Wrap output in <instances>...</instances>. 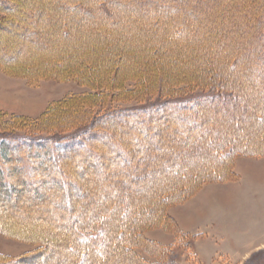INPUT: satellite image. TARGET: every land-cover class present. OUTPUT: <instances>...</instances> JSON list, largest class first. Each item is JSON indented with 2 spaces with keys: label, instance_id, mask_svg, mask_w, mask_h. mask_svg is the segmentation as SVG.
I'll return each mask as SVG.
<instances>
[{
  "label": "trees",
  "instance_id": "1",
  "mask_svg": "<svg viewBox=\"0 0 264 264\" xmlns=\"http://www.w3.org/2000/svg\"><path fill=\"white\" fill-rule=\"evenodd\" d=\"M58 1L64 4L66 8L70 7L71 10L65 13L63 24L56 25L55 29L50 27V31L43 32L44 29L41 27V31L46 33L43 34L46 39L45 41H38L37 33L33 32L26 35L23 23L16 20V16L22 11L20 4L16 0H0V33L2 36L0 39V48L2 49L0 50H8V47L11 49L10 42H8V33L10 32L17 33L21 29V32L18 33L25 36L26 40L38 42L41 47H46V41L52 42L57 37L62 38L63 41L70 39V27L74 23H76L75 29H81L85 26L84 23L80 24L77 21L76 17L78 15L91 16L93 23L99 25L101 16L95 17L90 13V10L104 12L107 3L111 2L113 8L117 11L123 7H131L134 12H138L136 14H142L139 9L136 10V4L145 2L144 0H135L134 3L131 0ZM151 1L154 5L153 9L145 8L144 13H147V11L149 13L150 9L154 12H160L162 15L168 12V7H165L164 2ZM175 12L178 11L175 10ZM117 13L119 14V12ZM117 13L111 19L113 22L117 19ZM190 13L196 16L192 10ZM56 16L60 15L57 14ZM55 19L58 20L59 17ZM55 19V23H58ZM175 20L174 24L183 22L187 26L190 19L182 17ZM7 22H10L13 26L9 30L6 25ZM116 22L118 21L116 20ZM183 24L176 27V35L185 36ZM98 27L100 35L96 37L98 40L102 38L107 50H112L118 45L122 46L121 36H113L114 33L112 30H108L110 28L107 26L101 27L99 25ZM111 27L113 29V26ZM78 31L80 32V30ZM79 32L78 34L81 33ZM98 33L94 32V34ZM124 35L129 37L128 33H124ZM154 35L160 40V46L163 48L165 42L169 40V35L166 32L161 34H155L154 32ZM256 38L257 41L261 39L258 47L254 44V48H248L249 53L245 52L244 54L247 58L253 55L252 60L254 59L256 65H252V68L256 69L257 72H255L260 77L261 75L264 76V34L261 38ZM179 47L177 45L179 52H183L184 57L185 51H182V48ZM155 48L158 50L157 47ZM92 50L89 55L94 57L90 58V61H87V57L84 58L85 60H78L72 56L73 53L68 54L67 52L66 54L62 52L59 58H64L62 60L65 63L62 64L60 58L59 62L47 63L44 69L48 72H56L54 75L58 79H60V76L69 80L72 78L78 80L87 78L88 81L94 82L91 86H96L97 89L101 90L105 88L108 91H114L119 87L120 93L124 94L122 92L125 89V94H131L137 105L107 109L103 106V103H99L101 107L96 110L95 102H98L96 97L105 101L106 96L104 94L99 95V93H96L95 96H84L85 99L89 98L87 106H83L81 102L83 98L77 94L53 105L45 113L43 119L35 123L36 126H34L33 131L22 134V132L15 129L9 130V124H3V127L0 126V178L2 179V183H0L2 184L0 185V200L11 193L18 192V190L22 191L28 184L35 185V190H38L39 185H37V182H39L45 186L46 191L44 193L54 200L60 195H66L68 199H66L63 206L68 207L70 212H74L76 206L79 205L78 200L86 198V192L83 190L79 179H89L90 177L87 178L86 176L84 178L83 175L88 170H92L98 178L100 176L108 178L105 190L110 197L118 199V201L108 200V203L102 202L105 205L101 210H104L105 213L103 211V216L99 222H92L91 224L83 223V221L80 224L75 222L73 230L70 229L73 236L77 237L79 241L77 246L72 243L70 245V250L78 258L76 264H95L97 260H106L107 257L116 256L118 253L121 255V251L124 258L126 257L124 259V261H127L125 264H181L179 261L180 255L185 252L191 254L194 250V242L200 235H193L182 230L177 220L169 214L168 208L183 203L206 183L239 179V174L235 170L237 157L264 156V146L254 148L255 142L248 137L249 132L253 130L252 122L255 129L258 128L264 134V90H258L257 95L250 98L249 109L246 113L245 104L238 101V97H242L243 86L237 78L227 76L231 67L236 68L233 62H229V59H208L207 66L205 64L197 66L198 59H195L193 62L195 68L180 69L177 73H173L171 69H166L170 63L174 65L173 55L170 53L169 56H163L162 65L164 66L159 67L158 56L160 54L154 55L152 52L155 50L148 51L146 55L147 64L140 65L142 70L138 72L139 74H145L144 77L135 80L134 89L127 90V87L125 88L126 83L121 77V75H124L120 71L122 67L119 66L123 61H117L116 57L118 56L110 57L107 63L108 67L103 70L102 66L105 61L101 56V51L94 50V47ZM252 50L254 53L255 51L258 52L257 57ZM12 58L7 54H0V61L3 63ZM199 59H203L200 54ZM109 67L114 68V71L110 72ZM124 67L126 68L127 64L123 66V69H125ZM212 67L215 68V71L220 69L223 77L219 72H213ZM163 74L164 76H162ZM183 79L192 80L189 83L185 81V83L181 81ZM78 98L80 100H77ZM234 114H236V118H234ZM228 117H230L232 124L234 122L233 129L239 131L236 133L238 135L234 132V138H231V131L220 123ZM207 118H211V121H205ZM219 120L220 122L217 123ZM209 122H214L216 126L211 127L216 130L215 135H212V130L207 127ZM115 123H120L121 126L119 127L122 128L119 129L120 132L117 135L115 134L117 129ZM6 126H8V129ZM241 128L242 130H240ZM166 132H170L169 135L172 132H178L181 134L178 136L179 140L181 138L190 140L200 134V140L192 141L190 149L195 151L197 147H203L210 155L211 160L205 170H201V174L197 175V173L192 172L193 174L189 175L188 180L186 175H183L184 178L182 177V180L178 182V186L172 184L158 193L156 191L150 193L149 191L148 196L144 195L146 199L151 201L149 203L150 209L129 210L130 203L128 200L139 198L138 196H141V194L138 196L128 194L129 199L119 203L121 196L117 192L115 184H110V182L122 176L119 170L123 171L125 164L132 168V170L124 171L126 175L132 174L134 179H137L138 176H144L145 164L132 151L136 153L138 147L144 143L148 144V142L154 144L158 149H166L172 144L167 142L165 137H170L168 141L173 140ZM240 132H244V135H240ZM132 135L136 136L135 141H132ZM237 136L240 137V140H236ZM262 139L264 143V135ZM23 153L26 157L23 156ZM190 153L191 155H189ZM149 154L148 152L147 155ZM203 154V151H195L194 153L190 151L188 159L184 158L181 163L186 165L188 161L190 162L191 156L197 158ZM78 156H81V159L76 160ZM119 156L123 157L122 161L116 159ZM161 156V154L154 155L152 161L159 162ZM81 160L83 163L78 166L74 163ZM164 162L161 163L160 167L167 171L175 166V163ZM35 164L36 170L33 172ZM155 168H158V166ZM155 168L152 170H156ZM11 169L15 171L16 175L8 173ZM188 170H191V167H188ZM183 182L185 183L182 185ZM165 184V182L162 183V185ZM137 191H141V189H137ZM72 193L77 195V198L72 200ZM82 210L83 207L80 212ZM96 216L97 214L94 215V217ZM158 227L173 233L175 243L163 245L146 237L147 230ZM44 244L45 247L42 250L29 253L23 257L0 256V264H27L33 258L43 256L44 250L48 249V243ZM142 250L155 257L156 260L154 262L149 261L140 252ZM30 264H34V262ZM72 264H75V262ZM246 264H264V250L256 252Z\"/></svg>",
  "mask_w": 264,
  "mask_h": 264
},
{
  "label": "rangeland",
  "instance_id": "2",
  "mask_svg": "<svg viewBox=\"0 0 264 264\" xmlns=\"http://www.w3.org/2000/svg\"><path fill=\"white\" fill-rule=\"evenodd\" d=\"M16 1L20 4L22 10L16 16V20L23 23L26 35L32 34L33 32L37 33V37H39L38 41H45L46 38L43 34L46 33L43 32L46 30L50 31V27L51 29H55L56 25H62L65 13L71 10L70 7L66 8L58 0ZM131 1L133 3L135 2V0ZM144 1L136 4V10L139 9L142 14H136L138 12H134V9H131V7L117 8V11L113 8L111 2L107 3L106 11L104 12L90 10V13L95 17L101 16V20L99 21L101 27L107 26L110 28L108 30H112L114 33L113 36H121L122 46H115L112 50L106 49V44H104L102 38L97 39L96 36L100 35L98 33L99 25L93 23L91 16L87 17L85 15H78L76 17L78 19L77 21L80 24L84 23L85 26L81 29H75L76 23H74L70 27V39L63 41L62 38L59 39L56 36L57 38L52 42H45L46 47H41L38 42L26 40L25 36L18 33L21 32V29L17 33H8V42H10L11 49L8 47V50H0V54L4 53L13 58L4 63L0 61V126L3 127V124H9V130L15 129L22 132V134L27 131H33L35 129L34 126H36L35 123L43 119L45 113L53 105L59 104L60 101L66 100L65 98L77 94L84 99V101L81 99L83 106H87L89 103V98L85 99V97L89 95L95 96L96 93H99V95L104 94L106 96L105 101L96 97L98 100V102H95L96 110L101 107L99 103H103V106L107 109L136 106L137 103L133 96L131 94H125V89L122 92L125 95L120 93L119 87L116 90L114 89V91H108L105 88L101 90L97 89L96 86H91L94 82L88 81L89 79L87 78H82L83 80L72 78L69 80L60 76V79H58L54 75L56 72H48L44 69L47 63L59 62L61 58L59 56L62 52L66 54L67 52L68 54L73 53L72 56L78 60H83L87 57V61H90V58L94 57L89 55L93 51V47L94 50L101 51V56L105 61L102 66L103 70L108 67L107 63L110 57L118 56L116 57L117 61H123L119 66L122 67L120 71L124 75H121V77H123V81L126 83L125 88L127 87V90L134 89L135 80L144 77L143 75L145 74H139L138 71L142 70L140 65L147 64L146 55L148 51L152 52V50H155L152 52L154 55H157V53L160 54L158 56L159 67L164 66L162 65L164 61L163 56H169L170 53L175 56H172L174 65L170 63L167 65L169 67L166 68L168 70L171 69L173 73H177L180 69L189 70L195 68L193 65L195 59H198L197 66H202L203 64L207 66L208 59H229V62H233L236 68L231 67L227 76L237 78L243 86L242 97H238V101L241 104H245L247 113L250 98L256 96L258 90H264V76L261 75L259 77L256 69L254 70L252 68V65H256L254 59L252 60L253 55L247 58L244 54L245 52L249 53L248 48H254V44L258 47L261 39L257 41L256 37L261 38L264 34V0H159L161 3L164 2L165 7H168V12L164 15L152 10L154 5L151 0ZM145 8L152 9H150L149 13L148 11L144 13L143 10ZM175 10L178 12L176 13ZM191 10L196 16L190 13ZM116 13L118 15L116 19L118 22L115 23L116 20L113 22L111 19L112 17L114 18ZM57 14L60 15L58 16V20L55 19L58 18L56 16ZM182 17L190 19L188 20L187 26L183 22L174 24L175 19ZM54 19L58 23H55ZM88 21L91 22L89 23ZM182 24L185 28V36H178L175 34V29L176 27H180V25L182 26ZM6 25L8 30L13 27L10 22H7ZM111 26H113V29ZM41 27L44 29L43 32L40 29ZM117 28L123 30L121 31V29L118 30ZM94 32L98 34H94ZM154 32L155 34L166 32L169 35V40L165 42L163 48L160 46V40L154 35ZM124 33H128L129 37L125 36ZM186 42L188 43L186 44ZM177 45L182 48V51H185L184 57L183 52H179ZM199 54L202 55L203 59H199ZM254 54L256 57L258 56L257 51ZM62 59L64 58H61L60 61L63 64L65 62ZM124 63L127 64V69L125 67L123 69ZM50 65L52 66V64ZM109 71H114V68L109 67ZM212 71L219 72L223 77L220 69L215 71V68L212 67ZM191 80L183 79L181 81L189 83ZM178 82L180 81L178 80ZM77 100L80 99L78 98ZM236 117V114H234V118ZM209 120L211 121V118H207L205 121L208 122ZM230 120V117H228V119H223L221 122L219 120L217 123H222L227 130L231 131V138H234L235 134L239 131L233 129L234 122L232 124ZM240 121L242 122L243 119ZM251 124L253 130L249 132L248 137L255 142L253 145L254 148L264 146L262 142L264 134L258 128L255 129L253 122ZM119 126H121L120 123H115V127H117L115 130L116 135L122 129ZM6 127L8 129V126ZM207 127L212 130V135H215L216 130L211 128L216 127L214 122H209ZM169 134L170 132L167 133V135ZM239 134L243 136L244 132H240ZM179 135L181 134L178 132H172L169 135L173 138L172 141H168L170 137H165L166 141L172 144L167 148L165 147L166 149H158L154 144L148 142V144L144 143L138 147L136 153L132 151L138 159L141 158V161L144 162L146 170L143 171L145 173L144 176H138L137 179H134L132 174L126 175L124 173V171L132 170L128 164H125L122 169L123 171L119 170L122 176L110 182V184H115L116 190L121 196L119 203L127 201L129 199L128 194H135L136 196L141 194V196H138L139 198L132 199V202L128 200L130 203L129 210L150 209L149 203L151 201L144 197V195L148 196L149 191L150 193H153V191L158 193L160 190L170 187L172 184H177L178 186V182L182 180L183 175H186V179L188 180L189 175L194 172L198 175L201 174V170H205L211 159L203 147H197L195 150L203 151L204 154L202 156L197 158L191 156V158L189 157L190 162L188 161L186 165H182L181 163V160L184 158L186 160L188 159V156L191 155V153L188 155L190 151L192 153L195 152L190 149V143L200 140V134H197L190 140L182 138L179 140ZM131 138L132 141H135L136 136L132 135ZM236 140H240V137L237 136ZM145 145L147 146L145 147ZM59 152L61 153V151ZM148 152L150 153L149 155H147ZM158 154L162 155L160 161L153 162L154 155L158 156ZM23 156L26 157L24 153ZM80 157L78 156L76 160ZM241 157L259 159L264 156L237 157L235 166ZM116 159L122 161L123 157L119 156ZM67 160L69 159L67 158ZM162 162L175 163V166L173 169L167 171L160 167ZM74 163L78 166L83 162L81 160ZM35 166L36 164L33 166V172L36 170ZM157 166L158 168H155ZM188 167H191V170H188ZM154 168L156 170H152ZM8 173L16 175L13 169L9 170ZM83 176L84 178L86 176L87 178L90 177L89 179H79L83 190L86 192V198L78 200L79 205L76 208L80 206V209L75 208L74 212H70L68 207L63 206L65 205L66 199H68L66 195H60L54 200L44 193L46 191L45 186L39 182H37V185H39L38 190H35V185L28 184L22 191L18 190V192L11 193L6 198L1 199L0 256L13 258L23 257L29 253L42 250L45 247L44 243H48V249L44 250L42 257L33 258L30 262L26 263L72 264L75 262L76 264L78 258L70 250L71 243L77 246L79 242L78 238L73 236L71 232L75 222L76 224H80L82 221L88 224L99 222L104 211L101 208L105 203H108V200H112L113 202L115 200L118 201V199L110 197L109 193L105 190L108 181L107 177L100 176L98 178L92 170H88ZM235 181H238V179ZM163 182L166 184L162 185ZM0 183H2L1 178ZM224 183L226 182L206 183L186 201L195 197L203 188L234 187V183ZM235 186L239 191L241 207L237 211H234V244L231 245L234 248V259L228 260L222 257L217 262H213V264H246L256 252L264 250V245H262L264 242V186L261 183L255 185L248 174L244 175L243 180L237 182ZM137 189H141V191H137ZM75 198H77V195L72 193L71 199L73 200ZM186 201L181 204H184ZM102 202L105 203L103 204ZM181 204L169 207V214L172 208ZM82 207L83 210L80 212ZM222 213L224 214V211L217 213L215 216V223L218 227L225 224V218L230 215L226 211L225 215L221 217ZM96 214L97 216L94 217ZM225 231L227 232V230ZM147 233H149V237H157L158 234L174 236L173 233L167 232L161 227L149 229L145 235ZM224 245L222 243V246ZM140 252L149 261L154 262L156 260L155 257L150 256L143 250ZM120 254L118 253L116 256L112 255L110 258L107 257L106 260H97L95 264H125L127 262L126 260L124 261L126 257L124 258L122 251ZM182 256L185 257V260H179L180 263L202 264L194 250L191 254L185 252ZM74 258L76 259L74 260Z\"/></svg>",
  "mask_w": 264,
  "mask_h": 264
},
{
  "label": "crops",
  "instance_id": "3",
  "mask_svg": "<svg viewBox=\"0 0 264 264\" xmlns=\"http://www.w3.org/2000/svg\"><path fill=\"white\" fill-rule=\"evenodd\" d=\"M235 167L236 173L239 174L238 181L226 182L234 183V187L203 188L195 197L170 211V215L177 220L182 230L193 235H200L194 242V251L202 264H213L222 257L228 260L234 259V248L231 246L234 244V211L241 207L239 191L235 184L241 182L244 175L248 174L255 185L261 183L264 186V157L259 159L241 157ZM221 211H224L221 217L226 211L230 215L225 216V224L218 227L215 216ZM146 237L163 245L175 243V237L169 234L149 237L147 233ZM222 243L225 245L222 246ZM179 259L185 260V257L180 255Z\"/></svg>",
  "mask_w": 264,
  "mask_h": 264
},
{
  "label": "bare ground",
  "instance_id": "4",
  "mask_svg": "<svg viewBox=\"0 0 264 264\" xmlns=\"http://www.w3.org/2000/svg\"><path fill=\"white\" fill-rule=\"evenodd\" d=\"M89 192V191H88Z\"/></svg>",
  "mask_w": 264,
  "mask_h": 264
}]
</instances>
